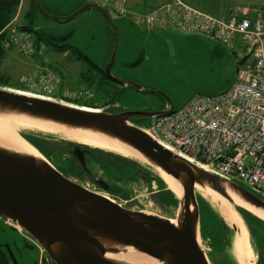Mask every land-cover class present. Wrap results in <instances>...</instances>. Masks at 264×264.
<instances>
[{
  "label": "water",
  "instance_id": "95a60500",
  "mask_svg": "<svg viewBox=\"0 0 264 264\" xmlns=\"http://www.w3.org/2000/svg\"><path fill=\"white\" fill-rule=\"evenodd\" d=\"M36 3L43 16L60 21L72 20L86 9L99 10L115 31V46L105 68L106 76L138 91L161 95L165 107L116 113L61 96L0 85V116L14 124L13 129L0 132V216L12 226L27 231L55 264H212L200 238L199 196L205 197L203 193L212 197L215 194L230 204L249 235L241 209L264 220L263 198L164 145L151 137L146 128L134 123L135 119L148 120L172 113L176 107L163 91L113 74L120 32L105 6L89 1L72 14L60 16L47 12L42 0ZM27 131L73 142L71 154L87 171L92 170L91 151L79 144L137 157L164 179L165 174L170 176L174 187L165 180L179 199L176 215L129 208L73 180L27 138ZM232 226L237 250V235L242 234V228L235 223ZM249 241L252 248L250 235ZM6 247L14 264H18L11 247L8 244ZM252 251L257 264L253 248Z\"/></svg>",
  "mask_w": 264,
  "mask_h": 264
},
{
  "label": "rangeland",
  "instance_id": "374dc122",
  "mask_svg": "<svg viewBox=\"0 0 264 264\" xmlns=\"http://www.w3.org/2000/svg\"><path fill=\"white\" fill-rule=\"evenodd\" d=\"M25 1L27 0L21 2L15 18L8 24L2 42L7 48L2 66L12 76L11 82L18 83L13 84L14 87L27 90L25 78L44 68L51 69L50 65L62 70L64 74L62 76L57 72L58 79H55L54 83L55 94L51 96L75 100L73 98L75 93L80 94L83 88H86L93 92L96 106L102 108L110 103L112 99L109 98L108 92L106 93L96 83H92L95 80L88 77L97 71L85 61L84 57V54L88 55L102 67L110 57L114 37L100 11L96 8L86 9L72 20L60 21L47 18L38 10L39 12L33 15L34 30L29 31L18 27V22L27 21L24 11L21 10ZM84 1L42 0V4L49 13L68 16L76 11ZM93 1L104 5L114 19H117L115 21L119 27L120 44L112 71L114 75L163 91L171 97L176 108L183 106L194 94L223 92L235 80L241 66L240 56L247 52L244 43L239 39L229 44H221L219 40L208 35L200 32H185L169 23H164L161 27L148 23L147 15L156 14V12L153 13L155 6L173 0ZM190 1L191 5L199 7L196 9L203 12L210 10L215 14H221L225 7L233 9V15H237L235 17L238 19L243 17L241 15L244 14V10H249L251 17L259 16L261 12H264V0ZM129 7L136 8V10ZM138 11L145 13L147 18L143 27L138 26L137 23L140 17L137 14ZM35 30L47 34L52 33L54 38L57 37L56 35L64 36L66 37L64 42L79 48L84 54L81 53V56L73 53V47L63 51L56 49L52 44L37 46L38 34H35ZM28 43L33 51L25 54L24 47ZM217 47L222 48L223 53L220 56L213 54ZM121 93L122 99L117 101H121L127 111H154L163 107L165 103V98L161 95L141 92L129 87L123 88ZM81 96L88 97L84 94ZM85 101V104L89 102ZM93 104L92 100L88 105L93 106ZM141 123L145 129L151 123V119ZM229 179L239 183L236 178L229 177ZM94 190L120 203L124 202L122 194L115 196L108 191L109 188L106 189L102 185ZM203 195L212 200L220 213L225 212L222 202H219L215 194L213 197L210 194L203 193ZM233 233L234 231H231L232 236ZM200 238L201 245L206 248L209 258L212 257V250L204 243L201 232ZM7 243L14 244L22 251L23 264H38L46 254V251L27 231L20 227L14 228L6 222L5 217L0 216V244L5 246ZM228 249L229 244L226 246V250Z\"/></svg>",
  "mask_w": 264,
  "mask_h": 264
},
{
  "label": "built area",
  "instance_id": "2783aa9c",
  "mask_svg": "<svg viewBox=\"0 0 264 264\" xmlns=\"http://www.w3.org/2000/svg\"><path fill=\"white\" fill-rule=\"evenodd\" d=\"M155 12L152 16L182 31L207 33L223 44L243 38L248 44L247 52L240 58L248 64L225 91L194 94L172 113L152 118L146 128L148 133L214 173L238 178L263 198L264 12L254 22L247 15L240 19L216 18L182 0L160 4L154 7ZM32 51L29 43L25 45V54ZM55 79V72L44 68L25 78L26 89L42 95L55 94ZM82 94L93 96L88 89Z\"/></svg>",
  "mask_w": 264,
  "mask_h": 264
},
{
  "label": "trees",
  "instance_id": "16d2710c",
  "mask_svg": "<svg viewBox=\"0 0 264 264\" xmlns=\"http://www.w3.org/2000/svg\"><path fill=\"white\" fill-rule=\"evenodd\" d=\"M22 1L23 0H0V85L14 87L13 84H18L17 82H11L12 76L8 73V71L4 69V66H2L5 52L7 51V48L3 46L2 42L5 37V30L8 24L11 23L15 18ZM83 4L84 3H82V5ZM21 10L24 11L25 16L27 17V21L18 22V27L20 29H28L29 31L34 30L33 15L39 12L36 0L25 1ZM34 32L35 34H38V41L36 42L37 46H40L42 44H52V46L56 47V49L63 51H67L70 49V47H73L72 52L82 56L81 53L83 52L79 48L63 41L66 40V37L56 35L57 37L54 38V34L52 33L47 34L39 30H35ZM203 34L208 35L207 33ZM208 36L211 37L210 35ZM222 53V48L217 47L214 50L213 54L215 56H220ZM84 57L86 59V62L91 64V66H97L94 68L98 71V77H96L95 75H88L90 79L95 80L92 81V83H96L100 88L105 90L106 93L108 92L109 98H111L112 100H117L118 93H110L109 85H113L115 86V88L119 86L109 82L112 80L108 79L105 76V70L103 69V67L97 65V63L90 59L88 55L84 54ZM240 63H242V61H240ZM49 67L55 72L56 75L57 72H59L62 76H64L62 70H58L54 66L51 67L50 65ZM73 98L75 100L72 101H76L81 104H85V100H88L89 102L93 100V106L98 107L95 104L96 101L94 100V95L84 97L76 93ZM89 102H87L85 105H88ZM108 110L115 112L112 108ZM26 134L27 138L31 142L35 143L42 151H44V153L47 154V156L59 169L67 172L68 175L75 180L81 181L82 183L89 182L88 175L90 174L71 154V148L74 144L73 142H69L64 140L63 138H57L51 135L39 136L34 132L27 131ZM79 145L81 146L82 144ZM86 147L93 151V154L90 156V164L92 169L94 168L95 170H100L99 172L102 173L104 172V170H106L109 176L116 177L119 180H122L124 184V191L121 192H125V196L128 197L134 196L136 194V208L153 210L170 217L176 215L179 203L178 196L176 192L169 187V184L162 177V175L159 174L158 171H156L153 167L144 163L137 157H133L122 152L98 147H91L87 145ZM106 155H108V158H106ZM139 167L148 172V183L144 184L142 181H140L138 187L136 188L137 180L135 170L136 168L139 169ZM236 179L240 184L250 189V187L246 183L239 180L238 178ZM199 203L200 209L203 214L202 216L206 218L208 223L201 227V234L204 238H206L205 240H209L212 246V257L210 258L212 264H240L235 253V233H233V236L231 234L229 238V249L226 250L227 245L224 234V232L226 231L224 230L225 228L220 220V218L223 217L222 213L217 210V206L213 204L211 199L199 196ZM241 211L243 221L249 231L251 245L253 247L255 255L258 257L259 251H262L264 253V220L245 208H242ZM228 231L233 232V227H230L229 225ZM258 263L263 264L259 261V258ZM0 264H13L7 249L3 248L2 244H0Z\"/></svg>",
  "mask_w": 264,
  "mask_h": 264
},
{
  "label": "flooded vegetation",
  "instance_id": "af4514ba",
  "mask_svg": "<svg viewBox=\"0 0 264 264\" xmlns=\"http://www.w3.org/2000/svg\"><path fill=\"white\" fill-rule=\"evenodd\" d=\"M110 61V60H109ZM109 82H111V83H113V84H115V85H118L119 87H117V88H115V86H111V85H109V92L110 93H115V92H117L118 94V98H117V100H121L122 99V93H121V90L123 89V88H125V87H129V88H133V89H136V87H134V86H129V85H123V84H120V83H118V82H115V81H109ZM136 83V82H135ZM147 86V85H146ZM137 90V89H136ZM117 100H112L110 103H108V104H106L105 106H103V108H106L107 110L108 109H114V111L117 113V112H121V111H126V109H124V107H125V105L124 104H121L122 102L121 101H117ZM165 106H163V107H161V108H159V109H163ZM158 110V109H157ZM144 120H140V119H135L134 120V123L136 124V125H138V126H140V127H142L143 128V126L144 125H142L143 123H141V122H143ZM81 147L82 148H86V149H88V150H90L89 148H87L86 147V145H81ZM91 151V150H90ZM46 154V153H45ZM93 154V151H91V155ZM47 155V154H46ZM106 158H108V155H106ZM134 162V161H133ZM87 171V170H86ZM100 170H95L94 168L92 169V170H90V171H88V173L90 174V175H88V180H89V182H87V183H84L85 185H87V186H89V187H91V188H93V189H99L100 188V186H101V184H104V185H107V186H109V192L111 193V194H113V195H115L116 196V194L117 195H123L124 196V198H123V205H126V206H128L129 208H133V209H138V208H136V194L134 195V196H130V197H128V196H125L126 195V193L125 192H121V191H124V188H123V186H124V184H123V182H122V180H119L118 178H116V177H112V176H109L108 175V173H107V171L106 170H104V172L102 173V172H99ZM147 173L148 172H146L144 169H142V168H140L139 167V169H137L136 168V170H135V175H136V180H137V182H136V188L138 187V185H139V182L140 181H142L144 184H147L148 183V175H147ZM72 178V177H71ZM73 179V178H72ZM73 180H75V179H73ZM76 181H78V180H76ZM91 181V182H90ZM78 182H81V181H78ZM82 183V182H81ZM101 183V184H100ZM154 186H155V184H154ZM96 187V188H95ZM133 199V200H132ZM140 209V208H139ZM222 211H223V209H222ZM200 213H201V227H203L205 224H208L207 223V220H206V218H204V216H202L203 214H202V211H201V209H200ZM224 213V216H225V218H226V220L225 221H223L222 220V218L223 217H221L220 218V220H221V222H222V225L224 226V230L226 231V232H224V234H225V239H226V245H228L229 244V238H230V236H231V232H229L228 230H229V225H230V227H233L232 226V222L227 218V214L223 211L222 212V214ZM8 223V222H7ZM14 228H16V229H18L17 227H15V226H13ZM234 233H235V231H234ZM235 238H236V235L234 234V241H235ZM203 239H204V243L206 244V246L208 247V248H210V249H212V246H211V244H210V242H209V240H205L206 238H204L203 237ZM10 247H11V249L13 250V253H14V255H15V257H16V259H17V261H18V264H23L22 263V258H23V253H22V251L17 247V246H15L14 244H11V243H7ZM6 244V245H7ZM6 245L5 246H3L2 245V247L3 248H5V249H7V247H6ZM253 248V247H252ZM235 253H236V249H235ZM236 255H237V253H236ZM258 257H257V264H261V263H258V258H259V261L260 262H262L263 264H264V253L262 252V251H259L258 252ZM11 258V257H10ZM211 258V257H210ZM11 260H12V263L14 264V261H13V259L11 258ZM38 264H55L49 257H48V255L46 254V255H44L43 257H42V259H41V261L38 263Z\"/></svg>",
  "mask_w": 264,
  "mask_h": 264
},
{
  "label": "bare ground",
  "instance_id": "6f19581e",
  "mask_svg": "<svg viewBox=\"0 0 264 264\" xmlns=\"http://www.w3.org/2000/svg\"><path fill=\"white\" fill-rule=\"evenodd\" d=\"M85 89L86 88H83V90H85ZM13 127H14L13 122L8 120V118H6V117L0 116V132L9 131V130L13 129ZM89 140H92L90 142H94V143L105 145V146L109 145L108 147L120 149L116 145L105 144L104 142H102L100 140H95V139H89ZM164 177L169 182V184L172 187H174V184L172 183V179L170 178V176L165 174ZM217 197H218L219 200L222 201V205H223V208H224V210H225V212L227 214L226 215L227 218L232 223H235L238 227L242 228V234L238 233L237 240H236V245H237L236 253H237V257L239 258L240 263L241 264H256V259H255L254 255H253V251H252V248L250 246L249 235H248V232L246 231V229L244 228L242 220H240V218L238 217L236 212L233 210V208L230 206V204H228L222 198H219V196H217ZM221 201H219V202H221Z\"/></svg>",
  "mask_w": 264,
  "mask_h": 264
},
{
  "label": "crops",
  "instance_id": "0c3cea01",
  "mask_svg": "<svg viewBox=\"0 0 264 264\" xmlns=\"http://www.w3.org/2000/svg\"><path fill=\"white\" fill-rule=\"evenodd\" d=\"M89 1H93V0H85L83 3H85V2H89ZM121 2L123 1V0H120ZM124 1H128V0H124ZM184 3H186V4H188V5H191L192 4V2L190 1V0H182ZM132 6H133V4H132ZM158 6V5H157ZM191 6H193V5H191ZM156 7V6H155ZM193 7H195V8H199V7H196V6H193ZM106 8V7H105ZM130 9H135L136 10V8H132V7H129ZM201 9V8H200ZM107 10H108V8H107ZM203 10V9H202ZM231 9H229V8H227V7H225L224 9H222V13L221 14H215V13H213L212 11H210V10H207L206 12H208L209 14H211V15H213V16H216V17H221V18H224V19H227V18H230V17H232V16H237V15H233V12H234V10L232 9L231 11H230ZM109 11V10H108ZM205 11V10H204ZM110 12V11H109ZM244 12V14L243 15H241V16H248L249 18H251L252 19V21L254 22L256 19H257V17L258 16H256V17H251L250 16V11L249 10H244L243 11ZM111 14V13H110ZM137 14H139L140 15V17L138 18V20H137V23L139 24L138 26H142L143 27V23L144 22H146L147 21V18H148V20H149V24H153L154 26H156V27H161V26H164L163 24L164 23H169V24H171L170 22H168L167 20H161V18H156V17H154V16H151V15H147V18H146V15H145V13H142L141 11L139 12L138 11V13ZM123 18V17H122ZM121 18V19H122ZM113 19H114V17H113ZM114 20H117V19H114ZM116 22V21H115ZM133 22V21H132ZM145 26H147L146 24H144ZM171 25H173V24H171ZM174 26V25H173ZM108 27L111 29V31H112V33H113V37H114V40H113V43L111 44V54H110V57H109V59H108V61H107V63L103 66V69L105 70V68H106V65L109 63V60L111 59V56H112V53H113V49H114V46H115V31L112 29V27L111 26H109V24H108ZM177 28V27H176ZM237 39H239L240 41H242L243 43H244V46L247 48V45L248 44H246L245 43V40L242 38H237ZM236 40V39H235ZM119 50V49H118ZM118 55V54H117ZM117 59V58H116ZM86 61V60H85ZM240 61H242V63H241V66H240V68H239V71L242 69V68H244V67H246L247 66V64H248V61L246 60H244V59H240ZM88 63V62H87ZM89 64V63H88ZM91 65V64H90ZM97 65H99V64H97ZM115 65V64H114ZM99 66H101V65H99ZM93 68L94 67H97L96 65H94V66H92ZM102 67V66H101ZM92 68V69H93ZM95 69V68H94ZM96 70V69H95ZM97 71V70H96ZM239 73V72H238ZM97 74H98V71H97V73H95V74H93V75H95L96 77H98L97 76ZM104 74H105V76H106V73L104 72ZM238 75V74H237ZM107 77V76H106ZM237 77V76H236ZM108 78V77H107ZM109 79V78H108ZM236 79V78H235ZM147 86H149V85H147Z\"/></svg>",
  "mask_w": 264,
  "mask_h": 264
}]
</instances>
